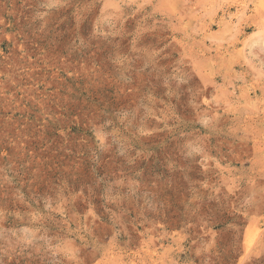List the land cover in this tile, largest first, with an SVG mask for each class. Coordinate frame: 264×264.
Here are the masks:
<instances>
[{
  "label": "rangeland",
  "instance_id": "374dc122",
  "mask_svg": "<svg viewBox=\"0 0 264 264\" xmlns=\"http://www.w3.org/2000/svg\"><path fill=\"white\" fill-rule=\"evenodd\" d=\"M0 264H264V0H0Z\"/></svg>",
  "mask_w": 264,
  "mask_h": 264
}]
</instances>
